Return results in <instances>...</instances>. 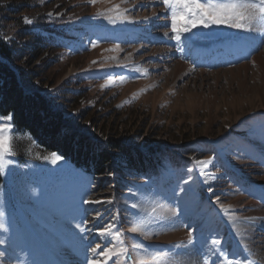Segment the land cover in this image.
Segmentation results:
<instances>
[{
    "label": "rangeland",
    "instance_id": "1",
    "mask_svg": "<svg viewBox=\"0 0 264 264\" xmlns=\"http://www.w3.org/2000/svg\"><path fill=\"white\" fill-rule=\"evenodd\" d=\"M116 5L129 8L138 23L97 16ZM167 16L151 0H0V36L21 51L15 67L31 88L52 98L77 131L96 142H120L133 153L161 159L162 166L141 180L116 169L89 179L64 159L51 163L52 153L15 132L12 163L0 171V264H87L98 243V251L127 247L130 259L121 264H153L132 250L135 243L149 253L171 250L170 264H224L221 247L233 264H264L257 254L264 247V217L254 208L264 211V22L253 31L198 27L178 45L164 35L170 31ZM28 32L42 44L43 36H53L65 48H42ZM36 46L40 58L30 49ZM210 159L206 167L195 163ZM208 173L216 177L210 183ZM133 186L143 193L147 213L139 215L149 221L147 236L129 231L133 217L126 196ZM82 193L101 203H81ZM217 196L236 216L235 228ZM77 206L86 211L73 219ZM113 215L123 233L119 239L96 231ZM82 217L90 231L76 227ZM246 217L255 220L247 229ZM190 230L193 243L173 248L187 243ZM213 239L222 244L214 247ZM99 259L103 264L105 258Z\"/></svg>",
    "mask_w": 264,
    "mask_h": 264
},
{
    "label": "snow or ice",
    "instance_id": "2",
    "mask_svg": "<svg viewBox=\"0 0 264 264\" xmlns=\"http://www.w3.org/2000/svg\"><path fill=\"white\" fill-rule=\"evenodd\" d=\"M152 3L159 2L163 5L165 12L168 14L166 19H170V25H166L169 27L170 31H166L164 33L165 36H169L170 39H174L178 45H181L185 34L192 33L193 29L198 27H203L205 29H209L212 26H226L232 29H236L239 31H253L254 25L257 22H264V0H151ZM89 3L95 4L96 0H89ZM141 7H148V4H142ZM132 7H137V5H133ZM120 5L114 6L113 9H109L108 13L115 12V15H111L105 12H98L97 16H104L109 20L110 23L120 22H128V23H138V21L131 16L130 9L125 8L122 11L119 10ZM48 15L51 17L53 14L50 12ZM151 17H144V21H150ZM26 24H32L33 21L24 18ZM264 35V31L261 32ZM93 47H96V43L94 41L91 42ZM119 47L118 45L116 46ZM183 48H181V51ZM95 63V61H93ZM111 79V77H109ZM123 79V77L121 78ZM8 120H11V117H8ZM15 139V130L12 125L9 123L7 126H4L0 123V171L4 168L11 165L12 160L9 158L14 154V144L11 143ZM45 159H49V157H45ZM63 157L61 155H57L56 153L51 154V163L57 164L61 161ZM196 165L205 166L207 164L212 163V160L204 161V160H196ZM192 171V169H189ZM203 171V168H201ZM210 179L206 180V183H210L211 180L216 179L215 175L212 173H208ZM188 181H185L187 183ZM211 190V189H209ZM143 195L140 192V188L138 186H133L128 188L126 200L128 201L126 205L127 215L133 217L132 221H129L131 227L129 231L131 233H137L144 236H147V233L144 229L147 226L149 221H146L143 217H140V213H147V209L143 208V205L140 202L139 196ZM86 193H82L81 195V203L85 205H95L101 203V201L93 200L90 197L85 198ZM114 198L109 199L107 203L112 204ZM216 203L220 204V209L223 213L228 215L229 222L233 224L235 228L234 221L236 220L235 215L230 214V206L225 207L220 202V197H216ZM136 210V211H130ZM76 215L73 216V219H76V216L80 215L82 210L78 206L74 209ZM155 211V209H153ZM97 216H99V212H97ZM171 216H177V212L173 210L171 212ZM159 219V218H156ZM164 219H169V217H165ZM245 220V229L253 226L255 224L254 218L246 217ZM118 222V217L113 215L111 220L102 228H97L96 231L99 235L107 236V237H115L119 239L123 236V233L116 227V223ZM89 221L86 218H81L80 223L76 225L77 228L81 229V231H90L87 229ZM3 226L0 225V228ZM189 239L186 244L183 245H173V248H186L187 245H191L193 243V232L192 230L188 233ZM3 241H0L2 243ZM211 244L215 247L222 244L220 239H213ZM101 248V245L98 243L95 247H92L90 250L93 254L92 259L87 260V264H101L99 257H104L103 264H108V260H112L113 257H116L113 260V264H121L122 258H128V248L121 247L119 250H114L113 247H106L103 251H98ZM132 250L135 252L137 250H141L143 254L150 256L153 264H170V251L167 252L163 249L154 250L149 253L148 249L141 243H135L132 245ZM3 255V253H0ZM218 256L223 257L224 264H233V258L231 254L227 252L224 248H220ZM141 264H146V261H141ZM238 264V262H237ZM248 264H257L255 260H249Z\"/></svg>",
    "mask_w": 264,
    "mask_h": 264
},
{
    "label": "trees",
    "instance_id": "3",
    "mask_svg": "<svg viewBox=\"0 0 264 264\" xmlns=\"http://www.w3.org/2000/svg\"><path fill=\"white\" fill-rule=\"evenodd\" d=\"M25 35L38 40L42 48H65L62 40L54 42L50 35L42 37L45 40L43 44L35 32ZM30 49L35 58L42 56L37 46ZM20 52L16 45L10 47L0 36V118L6 120L10 116L15 132L30 136L44 150L61 155L89 179L111 175L116 169L124 174L132 173L141 180L162 167L161 159L133 153L117 141L96 142L85 131H77L73 123L55 107V101L34 91L27 81L28 77L15 67L16 62L22 60ZM2 180L0 173V183Z\"/></svg>",
    "mask_w": 264,
    "mask_h": 264
},
{
    "label": "bare ground",
    "instance_id": "4",
    "mask_svg": "<svg viewBox=\"0 0 264 264\" xmlns=\"http://www.w3.org/2000/svg\"><path fill=\"white\" fill-rule=\"evenodd\" d=\"M178 67H179V65H178ZM240 72V71H239ZM256 204V203H255ZM257 205V204H256ZM256 205L254 206V208H255V210H259V212H260V217L262 218V217H264V211L261 209L260 210V208H261V205H257V208H256ZM259 220V219H258ZM258 224H260V221H256ZM254 239V238H253ZM257 254H258V256L261 258V260L263 261V263H264V247H262V248H259V249H257ZM187 264H196V262H195V260L194 259H192V261L190 260V262H188Z\"/></svg>",
    "mask_w": 264,
    "mask_h": 264
}]
</instances>
